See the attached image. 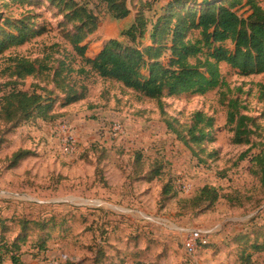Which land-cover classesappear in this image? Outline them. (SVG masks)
I'll list each match as a JSON object with an SVG mask.
<instances>
[{"label":"rangeland","instance_id":"obj_1","mask_svg":"<svg viewBox=\"0 0 264 264\" xmlns=\"http://www.w3.org/2000/svg\"><path fill=\"white\" fill-rule=\"evenodd\" d=\"M126 1L130 14L121 21L97 6L100 23L85 41L87 57L110 39L128 45L120 35L137 12L153 22L168 0H143L146 5ZM35 3L3 10L14 18L30 13L32 28L41 27L45 33L4 53L0 74L7 57L41 58L52 46L56 53L54 45L70 50L61 36L60 9L44 0ZM238 14L246 16L247 8ZM149 44L146 36L141 45ZM220 72L232 90L226 97L238 99L245 107L241 112L253 119L248 145L232 142L226 103L217 89L202 96L164 97L161 110L156 101L91 77L85 80L86 98L63 107V95L48 82L23 81L19 89L28 92L34 84L52 88L59 117L15 126L0 123L1 264H240L243 252L250 255L251 264H264V250L251 248L264 240V188L250 162L264 143V74L240 77L225 64H220ZM196 111L213 118L212 138L189 150L167 131L165 120H176L181 130L179 124L190 123ZM61 121L70 124L75 136L72 156L60 153L52 138L54 125ZM115 123L123 134L111 130ZM136 151L145 154L142 166L134 159ZM18 152L26 153L13 164ZM155 162L162 165L158 178H137ZM204 186L216 188L219 198L196 209L190 200ZM194 233L208 246L196 243L195 251L189 252L184 241ZM19 237L24 241L16 242ZM14 242L18 248L11 246Z\"/></svg>","mask_w":264,"mask_h":264},{"label":"trees","instance_id":"obj_2","mask_svg":"<svg viewBox=\"0 0 264 264\" xmlns=\"http://www.w3.org/2000/svg\"><path fill=\"white\" fill-rule=\"evenodd\" d=\"M44 1L60 9L63 17L61 36L70 50L64 48L62 51L54 45L56 53L52 46L41 58L21 55L6 58L7 63L0 74L4 80L0 84V123L15 126L30 120L54 122L59 117L54 111L55 100L50 97L54 93L52 88L34 84L31 92L19 89L27 78L51 84L63 95L60 105L66 107L84 100L88 91L85 80L96 77L117 83L142 99L156 101L160 108L164 97L202 96L217 89L224 99L223 104L226 103V125L233 132L232 142L237 145L251 142L253 119L241 112L245 107L238 99L226 97L232 90L221 75L220 64L227 65L240 77L264 74V0H168L163 13L153 22L141 11L137 12L133 23L120 35L129 41L128 45L110 39L92 58L86 55L88 44L85 41L96 32L100 23L97 6L102 7L112 20L121 21L130 14L127 1L93 0L92 6L90 0ZM139 2L140 5L147 4L143 0ZM34 4L35 0H0V58L45 33L41 27L32 28L30 20L34 16L30 13L14 18L3 12L11 5ZM243 8H247L246 16L238 14ZM146 36L151 44L144 47L141 41ZM176 123V120L166 119V129L189 150L192 145L199 147L212 138L214 120L201 111L191 115L190 123L179 124L181 130ZM261 146V151L251 155L250 162L254 176L264 188V143ZM25 153L15 154L13 164ZM133 154L137 164L142 166L145 154L139 151ZM159 164L155 162V167L137 178L146 182L158 178L162 171ZM218 198L216 188L204 186L190 200V205L202 209L206 203L211 206ZM23 239L19 237L16 242H23ZM16 242L11 246L18 248ZM207 246L202 245V248ZM251 248L263 251L264 240ZM2 259L0 252V264ZM240 262L251 264L250 255L243 252Z\"/></svg>","mask_w":264,"mask_h":264},{"label":"built area","instance_id":"obj_3","mask_svg":"<svg viewBox=\"0 0 264 264\" xmlns=\"http://www.w3.org/2000/svg\"><path fill=\"white\" fill-rule=\"evenodd\" d=\"M111 130L116 134H123L120 124H113ZM52 138L57 144L58 150L63 155L72 156L76 153V141L75 136L71 132L70 124L65 121L58 122L53 127ZM184 245L189 252L195 251V244L198 247L207 244L199 233L192 234L188 239L184 241ZM194 243V244H193ZM45 264H56L54 261H48Z\"/></svg>","mask_w":264,"mask_h":264},{"label":"crops","instance_id":"obj_4","mask_svg":"<svg viewBox=\"0 0 264 264\" xmlns=\"http://www.w3.org/2000/svg\"><path fill=\"white\" fill-rule=\"evenodd\" d=\"M147 40L149 41V43L151 44V42H150V39H149V37L147 36ZM105 43V42H104ZM104 43H103V45H104ZM149 44V45H150ZM103 45H102V47H103ZM102 47L92 56V57H94L101 49H102ZM92 57H90V58H92ZM112 206V205H111ZM126 207H124L123 209H125ZM96 209H98V208H96Z\"/></svg>","mask_w":264,"mask_h":264}]
</instances>
